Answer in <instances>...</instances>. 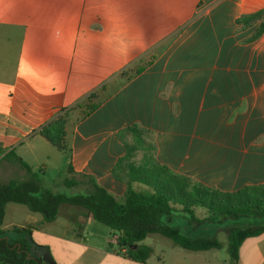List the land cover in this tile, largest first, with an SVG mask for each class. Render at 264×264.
Segmentation results:
<instances>
[{
  "label": "crops",
  "instance_id": "1",
  "mask_svg": "<svg viewBox=\"0 0 264 264\" xmlns=\"http://www.w3.org/2000/svg\"><path fill=\"white\" fill-rule=\"evenodd\" d=\"M262 20L264 0H0V183L38 188L12 151L31 171L54 169L52 187L73 177L89 191L92 179L117 196L111 169L127 152L223 191L264 183ZM57 113L63 149L38 133ZM8 206L0 228L28 226L56 264H264V230L235 261L157 239L138 261L82 208L45 221Z\"/></svg>",
  "mask_w": 264,
  "mask_h": 264
},
{
  "label": "trees",
  "instance_id": "2",
  "mask_svg": "<svg viewBox=\"0 0 264 264\" xmlns=\"http://www.w3.org/2000/svg\"><path fill=\"white\" fill-rule=\"evenodd\" d=\"M263 31L264 20L257 26L255 35ZM94 105L88 102L83 112L87 113ZM63 127L64 116L57 113L38 128V133L63 149ZM130 130L138 139L140 129L131 127ZM11 155L34 179L38 188H26L15 177L1 182L0 222L6 202L25 204L31 211L39 212L45 221L52 220L62 207H80L93 220L107 226L115 237V245L124 248L129 257L138 261L147 259L152 251L151 246L142 241L150 234L166 237L174 245L196 251L220 248L221 241L214 234H205L204 230L210 227L224 229L225 251L228 258L235 261L241 240L264 230V224L249 222V217L264 213V183L223 191L178 174L164 165L129 161L127 152L111 169L115 178L119 177L118 173H123L124 185L119 196L92 179L89 191L64 194L39 187L34 171L13 151ZM68 170L71 171L69 167ZM62 182L70 185L75 179L64 177ZM196 207L203 208L205 214L196 215ZM172 220L176 224L171 225ZM130 244L135 247L129 248ZM0 264L56 263L45 245L31 239L28 226H12L9 230L0 228Z\"/></svg>",
  "mask_w": 264,
  "mask_h": 264
},
{
  "label": "rangeland",
  "instance_id": "3",
  "mask_svg": "<svg viewBox=\"0 0 264 264\" xmlns=\"http://www.w3.org/2000/svg\"><path fill=\"white\" fill-rule=\"evenodd\" d=\"M34 173L36 174L37 178L39 179V181L41 182V179L42 181L44 182V187L42 188H54V191L55 192H61V193H64V194H73V193H84V192H87L86 190L83 189V187H81V185H76L75 186H67L65 184H60V183H55V187H52L50 181L53 180L55 178V170L54 169H51V168H48L46 169L45 171V174L41 173L40 170L38 169H34ZM49 184V185H48ZM35 195L37 193H34ZM8 205H15V206H18V207H22L23 209H25L24 211H27L25 207H27L25 204H17V203H14V202H10L7 204L6 208H5V212H3V216H2V219H1V222H0V225H4L5 223L8 222V220L13 217L12 213H9L8 211ZM69 207V208H67ZM67 208V209H72L74 211H83L81 208L79 207H75V206H65L64 209ZM195 213L196 215L198 216H203L205 214V210L201 207H196L195 208ZM79 216H83L82 214L79 213L78 215V219H79ZM249 222L251 223H259V224H264V213L259 215V216H251L249 217ZM171 225H174L176 224V222L174 220L171 221L170 223ZM7 228H9L10 226H6ZM77 227V226H76ZM205 234L207 235H211V234H214V236L219 239L221 241V244H224L225 242V233L226 231L224 229H213V228H207L204 230ZM190 236H193L194 233H189ZM153 239H157L158 240V244L166 247V248H169V247H172L173 249H183L179 246H176V245H173V244H170L172 242H170V240L166 237H163V236H160V235H157V234H150V235H147L143 238V242L144 243H149L151 241H153ZM112 241L114 242L115 241V237L114 235H112ZM217 250L220 254H224L225 253V250L223 247L221 248H216V249H209L208 252H205V253H211V251H215Z\"/></svg>",
  "mask_w": 264,
  "mask_h": 264
},
{
  "label": "water",
  "instance_id": "4",
  "mask_svg": "<svg viewBox=\"0 0 264 264\" xmlns=\"http://www.w3.org/2000/svg\"><path fill=\"white\" fill-rule=\"evenodd\" d=\"M81 226V225H80ZM78 227V231L81 229V227ZM5 237H7V236H5ZM116 243H118V242H116ZM129 246V248H134L135 247V244H130V245H128Z\"/></svg>",
  "mask_w": 264,
  "mask_h": 264
}]
</instances>
